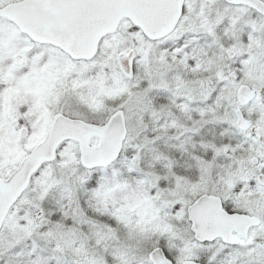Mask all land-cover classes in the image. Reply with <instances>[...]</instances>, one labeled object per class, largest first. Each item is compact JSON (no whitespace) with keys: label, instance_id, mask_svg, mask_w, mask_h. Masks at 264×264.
Segmentation results:
<instances>
[{"label":"snow or ice","instance_id":"1","mask_svg":"<svg viewBox=\"0 0 264 264\" xmlns=\"http://www.w3.org/2000/svg\"><path fill=\"white\" fill-rule=\"evenodd\" d=\"M0 264H264V0H0Z\"/></svg>","mask_w":264,"mask_h":264}]
</instances>
